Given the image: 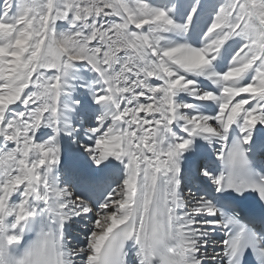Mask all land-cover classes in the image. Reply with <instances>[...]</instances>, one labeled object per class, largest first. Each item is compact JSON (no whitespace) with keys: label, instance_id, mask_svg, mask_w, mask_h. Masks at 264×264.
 Here are the masks:
<instances>
[{"label":"snow or ice","instance_id":"obj_1","mask_svg":"<svg viewBox=\"0 0 264 264\" xmlns=\"http://www.w3.org/2000/svg\"><path fill=\"white\" fill-rule=\"evenodd\" d=\"M0 264H264V0H0Z\"/></svg>","mask_w":264,"mask_h":264},{"label":"bare ground","instance_id":"obj_2","mask_svg":"<svg viewBox=\"0 0 264 264\" xmlns=\"http://www.w3.org/2000/svg\"><path fill=\"white\" fill-rule=\"evenodd\" d=\"M78 229H75L76 230V233L75 234L78 235L81 240H83V234H82V232L81 233L77 232V231H79Z\"/></svg>","mask_w":264,"mask_h":264},{"label":"rangeland","instance_id":"obj_3","mask_svg":"<svg viewBox=\"0 0 264 264\" xmlns=\"http://www.w3.org/2000/svg\"><path fill=\"white\" fill-rule=\"evenodd\" d=\"M80 227H82V226H80ZM78 228H79V227H78ZM78 228H77V229H78ZM78 230H79V229H78ZM77 232L81 233L80 231H77ZM75 233H76V230H75ZM82 234H83V233H82Z\"/></svg>","mask_w":264,"mask_h":264}]
</instances>
